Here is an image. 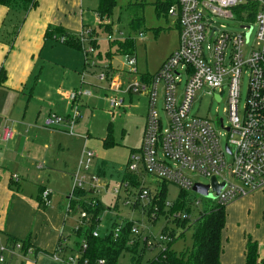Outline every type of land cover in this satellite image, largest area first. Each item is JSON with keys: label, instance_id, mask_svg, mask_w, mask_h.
Listing matches in <instances>:
<instances>
[{"label": "built area", "instance_id": "built-area-1", "mask_svg": "<svg viewBox=\"0 0 264 264\" xmlns=\"http://www.w3.org/2000/svg\"><path fill=\"white\" fill-rule=\"evenodd\" d=\"M257 4L255 14H234L233 10L247 4ZM168 15L175 17L179 29V48L161 66L149 82L137 81L124 86L113 80L109 92L114 95L107 99L110 111L125 109L126 100L121 95L147 93L149 98L148 115L140 148L132 153L128 172L138 179L139 187L129 183H118L113 189L119 197L120 191L134 201L126 205L131 209L142 208L143 220L119 222L114 228V238H119L124 223L130 222V237L126 251L130 257L129 264H152L155 260L172 251L171 245L179 238L182 228L178 224L188 222L192 225L202 212H181L174 210V203L166 202L163 209L154 203L162 185H173L181 191L192 193L193 187L200 182L195 178L216 179V184L223 186L218 197L212 199L216 205L227 207L229 204L259 193H264V0H178ZM214 17L242 20V32L221 31L216 27ZM249 24H253L251 27ZM225 29L222 26L221 29ZM255 31V43L250 47L251 37ZM90 32L81 33V43L86 65H95L94 47L90 42ZM140 36L141 33H140ZM65 43L64 38L59 39ZM109 41L112 39L109 38ZM208 44L205 50L204 46ZM126 66L132 70L137 62L133 56H126ZM187 75L184 89L178 94L184 73ZM248 77V95L244 114H240L241 80ZM107 76L101 74L100 81ZM161 90L163 109L167 125L157 116L158 90ZM219 103L226 97L225 113L228 121L192 116L191 112L197 96L203 90ZM91 93L83 89L74 90L67 96L72 106L69 117L48 116L44 122L45 129H55L67 125L72 131L80 117L79 101L90 98ZM221 128L228 134L225 146L221 144ZM10 127L0 130V141L8 142L13 138ZM228 156L231 165H227ZM95 152L84 149L79 165L73 174V195L76 191L90 193L86 199L88 205L95 207L100 200L101 191L107 190L109 184H102L94 172ZM151 177L158 182L156 190H151ZM17 179V177H16ZM211 186V183L210 185ZM132 188L137 193H132ZM215 196L216 194L209 190ZM194 193V192H193ZM49 192L42 193L46 200ZM144 203V204H143ZM199 206L197 202L195 208ZM82 221L75 229V234L88 228L91 215L81 213ZM164 219L162 230L153 233L160 218ZM98 221V219L96 220ZM93 237L99 234L93 231ZM88 249L87 241L82 238L79 249V262ZM157 255L145 260L147 254ZM33 253L31 246L24 247L22 242L10 243L0 240V264H12V259L26 260ZM124 258V254L122 256ZM70 263L75 264L71 258ZM83 264H88L85 260ZM97 264H105L104 260ZM122 264V263H121Z\"/></svg>", "mask_w": 264, "mask_h": 264}, {"label": "crops", "instance_id": "crops-1", "mask_svg": "<svg viewBox=\"0 0 264 264\" xmlns=\"http://www.w3.org/2000/svg\"><path fill=\"white\" fill-rule=\"evenodd\" d=\"M82 4L83 0H41L28 14H11L8 8L0 6V72H4L0 83V130L10 127L14 134L10 141H0V240L6 242L9 237L17 242L28 241L33 248L26 260L7 255L12 264H71L70 258L57 256L69 249L71 238L67 234L73 228L69 212L75 197L65 203L59 196L62 188L69 194L73 174L87 147L69 167L58 154H67L66 148L71 150L72 144L65 138L73 137L74 126L71 132L67 125L45 129L43 122L53 114L70 116L72 106L67 96L72 90L84 88L82 83L72 84L74 72L83 67L84 73L86 67L93 66L86 65L81 43V33L93 31L87 23L91 18L86 17ZM58 28L71 34L81 48L61 43L59 39L63 37ZM51 29L53 37L47 36ZM99 58L102 59L101 55ZM45 67L61 69L66 77L52 82L47 78L51 83L45 84ZM152 77L142 76L141 81L149 82ZM126 95L130 99L133 96ZM62 138L63 144L59 143ZM104 163L107 162L96 156L94 172ZM45 191L50 194L46 200L42 197ZM256 196L264 202V193L250 199ZM262 220V228L252 238L258 243L260 259L264 260V217ZM246 240L244 236L237 245L234 243L236 258L227 264H245Z\"/></svg>", "mask_w": 264, "mask_h": 264}, {"label": "rangeland", "instance_id": "rangeland-1", "mask_svg": "<svg viewBox=\"0 0 264 264\" xmlns=\"http://www.w3.org/2000/svg\"><path fill=\"white\" fill-rule=\"evenodd\" d=\"M167 2L168 0H116L110 17L104 19L98 17L97 19L96 12L99 9L98 0H83L82 6L86 13V17L91 18V20H89L90 22H87V20L86 22L89 24V28L96 33L97 47L94 48L95 52L93 54L96 67H86L87 69L84 73L83 67L77 70L76 73L72 70L75 78L72 84H78V82L80 84L82 83L84 87L83 90L89 91L91 97L81 98L82 101L79 108L80 117L74 125L73 137L65 138L72 144L71 150L69 151L65 147L67 154H64L62 151H59L58 154L59 159L61 161H66L69 167H72L77 154L79 158L80 151L83 150L84 147H87V149L95 152L98 159L113 164L122 170H128L127 165L132 153H136L142 143L143 131L149 108V98L145 92L134 94L131 99L129 95L121 93L126 100L125 109L110 111L107 99L114 94L108 91L109 85L113 80L121 84L123 83L122 85L124 88L128 83L134 81L142 84V76H154L159 71L162 64L168 59L169 55L177 50L179 29L176 18L167 15V10L165 8L157 11L158 5L162 7L167 4ZM130 5H143L142 36H140L137 30H131L129 27L131 17L128 13V7ZM11 14H18V12L12 11ZM214 22L216 27L221 31L234 33L242 32V27L247 25L242 24V20L240 19L231 20L220 17H214ZM106 24L109 25V28L105 27ZM249 25L251 27L253 26V24ZM222 26H225V29H221ZM109 38L112 39V41L116 40L123 42L125 40H131L134 43L135 54L133 57L136 59L137 64L132 70H137L135 74H129L131 70L125 64L126 56L118 54L117 48L111 45ZM254 43L255 31L251 37L250 47H252ZM207 47L208 44L204 46L205 50ZM99 55H101L102 59L99 58ZM104 67L106 68L103 70ZM183 73L182 84L179 85L178 94H181L183 91L185 81L187 80V75L185 72ZM101 74L107 76L105 81H100ZM64 75L65 71L61 69L45 67V84L66 77ZM47 78H49L48 80L51 82H47ZM144 81L146 82L147 79ZM206 92L207 90L204 89L198 94L191 115L200 118H209L216 124L217 120L224 119L227 124L228 118L225 113V109L227 108L226 97L221 103L216 100L212 103L211 96L206 94ZM158 95V105L156 108L157 116L166 126L167 117L164 113L160 89L158 90ZM247 95L248 77L244 75L241 80L240 91L241 115H243L245 111ZM217 130L221 134V144L225 146L228 134L221 128L217 127ZM107 138L110 139V143L105 142ZM65 139H60L59 143L63 144ZM78 149L79 153H77ZM227 165H231L230 156H228ZM146 179L147 182H151L150 187L152 191L158 188L159 184L155 179L151 177H147ZM195 181L200 182V184L197 185L202 186H209L211 183L209 179L204 177L195 178ZM102 184H109V188L105 191H101L99 195V202L102 204L103 210L98 215V224L94 226V231H96L101 238L107 237L113 220H116L117 223L125 220H143L145 223L148 222L147 217L142 214L141 207L138 209H131L130 206L125 204L126 201L132 204L134 196L127 198L123 190L120 191L119 197L114 194L113 189L118 184L116 181L103 180ZM73 185L74 181L72 180L69 194H66L67 190L65 188L60 190L63 192L59 197L64 198L65 203L73 197ZM131 191L133 194H136L138 190L132 188ZM190 194L192 195L190 208L194 212H203L215 206V202L210 199L193 192ZM180 195L181 190L178 187L169 185L167 187L165 201L175 203L180 198ZM253 196L255 195L245 197L226 207V226L222 233L224 253L221 258V262H224V264L233 263L236 258L234 255V243L237 245L244 236L254 237L256 232L263 226L264 202L259 201L257 196L250 199ZM88 197H90V193L82 198V200L84 201ZM77 201L78 204L69 212V217L73 221V228L67 234L71 238L68 246L69 249L66 250L64 255L57 256L65 259L74 258L75 264L79 262L81 242V238L75 234V228L82 221L80 216L84 211L79 204V200ZM197 202L199 206L195 208ZM115 206L117 207L115 208ZM163 224L164 219L161 217L156 227L153 228V233L155 235L162 230ZM179 232H182L184 236L177 239V241L171 245V248L178 254H181L191 248L194 232L193 229L190 228L181 229ZM156 255L157 252L153 255L147 254L145 260H151ZM129 262L130 257L127 253H124V258L121 259V263L129 264Z\"/></svg>", "mask_w": 264, "mask_h": 264}, {"label": "trees", "instance_id": "trees-1", "mask_svg": "<svg viewBox=\"0 0 264 264\" xmlns=\"http://www.w3.org/2000/svg\"><path fill=\"white\" fill-rule=\"evenodd\" d=\"M41 0H0V6L8 8L10 13L12 11H21L27 14L32 9L36 8ZM178 0H168L164 6H157V11L165 8L167 15L169 9L177 4ZM99 9L97 10V16L100 19L109 18L112 10L115 6L116 0H98ZM257 4L250 3L243 7H239L233 10L234 14H255ZM128 13L131 17L129 27L131 30H137L141 32V26L143 24V5H130L128 7ZM109 28V25H105ZM59 34L65 39L66 44H71L75 47L81 48L79 42L73 41L71 34L59 29ZM47 36L53 37V30L47 32ZM92 40L91 45L97 47V41H95L96 33L92 31L89 35ZM111 45L117 48V52L123 56H134V43L131 40L109 41ZM4 78V72H0V83ZM107 143H110V139H106ZM95 174L102 180H114L117 183H129L133 187H139L138 179L130 174L128 170H122L113 164L104 163L100 165ZM167 185L161 186V191L155 196L154 203H156L161 209L164 208L165 197L167 194ZM87 194L85 190H79L74 193V197L79 200V204L84 211H87L91 215V223L85 230L79 231L76 235L79 238H84L87 241L88 249L83 255V259L80 264L86 260L88 264H97L98 261L104 260L105 264H121V259L126 251H130L128 247V241L130 237L131 223L125 222L119 238H114L113 232L117 224L116 220H113L111 227L108 231V235L105 238H94L93 231L94 226L98 224V215L103 210L102 204L98 201L95 207L87 204L86 200H82ZM76 199H72V208L78 204ZM191 201L192 195L187 192L181 191L180 198L174 203V210L181 212L191 213ZM117 206H115L116 208ZM98 219V221H96ZM182 228L193 229L194 236L191 248L178 254L175 250L167 252L163 257L158 258L152 264H221V258L224 253L222 233L226 226V207H221L215 204L209 210L203 211L200 217L192 225L188 222H181L178 224ZM182 233L179 238H182ZM176 238L173 243L177 241ZM245 247V264H264V260L260 259L258 252V243L251 237H246ZM6 242L16 243L17 240L7 238ZM26 248L29 246V242L23 243Z\"/></svg>", "mask_w": 264, "mask_h": 264}, {"label": "water", "instance_id": "water-1", "mask_svg": "<svg viewBox=\"0 0 264 264\" xmlns=\"http://www.w3.org/2000/svg\"><path fill=\"white\" fill-rule=\"evenodd\" d=\"M210 188L212 189V192H214L216 195L213 196L212 193L209 192ZM223 188V186H218L216 184L215 180H212L211 186H202V185H195L193 187V192L196 194L201 195L202 197H205L207 199H215L218 197L220 190Z\"/></svg>", "mask_w": 264, "mask_h": 264}]
</instances>
